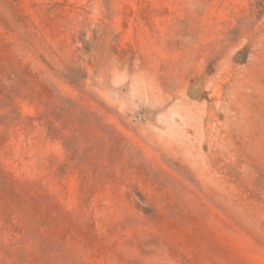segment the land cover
<instances>
[{
  "label": "rangeland",
  "instance_id": "rangeland-1",
  "mask_svg": "<svg viewBox=\"0 0 264 264\" xmlns=\"http://www.w3.org/2000/svg\"><path fill=\"white\" fill-rule=\"evenodd\" d=\"M0 264H264V0H0Z\"/></svg>",
  "mask_w": 264,
  "mask_h": 264
}]
</instances>
